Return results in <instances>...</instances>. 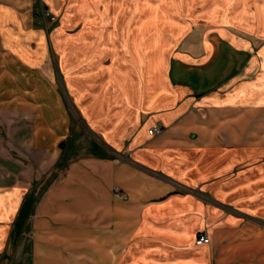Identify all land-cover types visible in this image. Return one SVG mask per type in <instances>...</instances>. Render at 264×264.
<instances>
[{
    "label": "crops",
    "instance_id": "0c3cea01",
    "mask_svg": "<svg viewBox=\"0 0 264 264\" xmlns=\"http://www.w3.org/2000/svg\"><path fill=\"white\" fill-rule=\"evenodd\" d=\"M77 1L74 34V23L52 32L0 4L1 263L99 264V236H124L126 222L127 264L264 255V8L258 19L250 5L249 22L208 21L220 41L196 67L169 53L199 0ZM152 29L172 41L161 70L151 33L139 35ZM231 29L257 30V39ZM54 66L88 130L75 125ZM156 123L164 131L150 135ZM247 222L256 226L232 228ZM202 234L211 245L196 243ZM118 245L112 264L126 259Z\"/></svg>",
    "mask_w": 264,
    "mask_h": 264
},
{
    "label": "rangeland",
    "instance_id": "374dc122",
    "mask_svg": "<svg viewBox=\"0 0 264 264\" xmlns=\"http://www.w3.org/2000/svg\"><path fill=\"white\" fill-rule=\"evenodd\" d=\"M104 1H109V0H104ZM199 1L200 3H203V4L196 6V8H193V12H189L194 17H196V19L190 23L192 25H189V27H187V29L185 30V33L183 34L181 41L177 45H173L171 47L170 46L172 43L171 39L163 40V37L165 35H163L162 29H152V30H146V31L141 30L140 31L139 33L140 36L145 35V32L151 33L149 36L151 41L148 47L152 48L153 50V55H152L153 70H161L163 68L164 59H165L163 56H164V51L167 47H171L169 58L174 57L176 55L178 56L179 55H184V56L190 55L191 57H194V61L193 62L184 61L183 62L184 65H187V66L194 65L196 67H203V66L205 67V65L208 64V62L205 59V56H207L209 49H211L210 46L215 48L213 45L215 43L216 49H217V44L220 41L218 40L219 37L215 34V31L212 29H209L208 27L209 26L208 21H210L211 19H215V17H217L218 14H220L221 17L226 21H231L234 19V21L236 22H239V21L241 23L249 22L250 21L249 17H246L249 12L248 8L250 5L254 4L256 5L257 11L259 12L257 14V18L261 19L263 15L262 10L264 8V0H199ZM211 1L213 2L210 5V8H206L208 7V3L206 2H211ZM0 4L5 5L6 7H13L20 12H24L25 14H27L26 15L28 16L27 18L32 19L33 23L36 22L39 26L43 25V27L46 29L47 27L48 28L52 27L53 28L51 30L52 32L55 28L61 25L62 22H65L67 24L69 23V25H71V23L72 24L74 23L73 26L71 25L69 28H67V32H70L71 34H74L75 32H77L78 27L73 28L74 26H76L78 21H80L79 14H78V1L77 0H0ZM157 6L153 7V9L155 8L156 10H158L159 8ZM43 7L48 8L51 11L56 9L55 10L56 12L53 11L55 13L54 16H55L56 21L53 22L52 20L47 19L46 21L47 24L43 23L44 18L42 14L40 13L41 8ZM231 7L233 8L232 13L231 14L227 13L228 10H231ZM180 8H181V4H180ZM219 9H223L225 13H220ZM148 14L149 13L147 12L146 13L143 12L141 13V16L142 18H144ZM171 15L173 18L177 17L174 11L171 12ZM156 18H158V16H156ZM177 19H181V17H178ZM103 20L110 21L111 15L105 14ZM50 21H52L53 23ZM156 21L158 20L156 19ZM155 25L159 26V24H155ZM168 25H173V24L171 23ZM183 31L184 30H175L173 35L176 37L179 35L181 36ZM230 31L233 34L242 36L244 38L246 37L249 38L248 36H250L251 38L253 37L257 39V36H256L257 30L246 31V30H241V29H231ZM52 32L48 34L49 38H53ZM260 46H261V43H258L256 41H255V44L248 43V53L257 54ZM54 76H55V80H54L55 85L62 87L63 83L60 78L61 73L59 69H57L56 66H54ZM63 88L64 87H62L63 95L65 99L67 100V102L69 103V108H71L70 113L72 115L75 125L79 124L82 127H84L86 130H88V127L85 125V122L79 116L78 111L73 107V103L71 101L70 95ZM200 112L201 114H203V116H205L206 111H200ZM156 124H159V123H156ZM3 133H4L3 136L6 139H8V134H6L5 132ZM15 152L19 154V151H15ZM242 225H246V226L243 227L240 225L241 226L240 228V227L233 225L232 228L234 230H239V229L245 230L247 228L250 229L256 226V224L254 225L251 222H247ZM127 226H128V222L124 223L120 230V235L124 234V236L118 237L116 235H112V232L110 230H104L103 234L99 236V264H112V258L114 257L112 253V247H111L112 240H116L119 242V245L117 246L116 249L118 250L120 249V251L123 252L121 254H123V256H125L126 258L124 261L120 259L121 262L118 261L116 262V264H127L126 261L128 257V251L131 248L129 247L128 240H127L128 239V227ZM261 227H263L264 229V226H261ZM207 236L210 238V242H208V244L211 245L212 239L209 235ZM258 240H263V239H258ZM214 252H215L214 253L215 264H224V262H221L222 261L221 258L224 256L222 252L221 251H214ZM116 255L118 254L116 253ZM237 256H238L237 258H232V260L229 263L228 262L227 263L228 264H241V261L239 258L240 254H237ZM248 256L251 259V260L249 259L248 262L252 261L251 264H264V255L259 254L257 256L255 254H252ZM0 264H5V263H1V259H0Z\"/></svg>",
    "mask_w": 264,
    "mask_h": 264
},
{
    "label": "built area",
    "instance_id": "2783aa9c",
    "mask_svg": "<svg viewBox=\"0 0 264 264\" xmlns=\"http://www.w3.org/2000/svg\"><path fill=\"white\" fill-rule=\"evenodd\" d=\"M41 14L44 18L43 23H45V24H47V22H46L47 19L55 20V16H54L53 12L48 8H44V7L41 8ZM163 131H164V126L161 124H154L148 130L150 135H158V134H161ZM114 192L116 195H118L121 198H124V199L127 198V196L124 194V192L117 186L114 187ZM208 242H210V238L205 234L200 235L196 240L197 244H203V243H208ZM1 258H2V256H0V259Z\"/></svg>",
    "mask_w": 264,
    "mask_h": 264
}]
</instances>
